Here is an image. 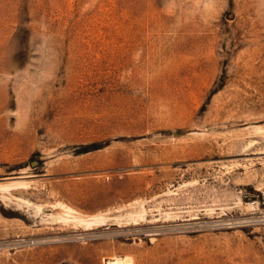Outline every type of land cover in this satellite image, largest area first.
I'll use <instances>...</instances> for the list:
<instances>
[{"label": "rangeland", "instance_id": "rangeland-1", "mask_svg": "<svg viewBox=\"0 0 264 264\" xmlns=\"http://www.w3.org/2000/svg\"><path fill=\"white\" fill-rule=\"evenodd\" d=\"M264 264V0H0V264Z\"/></svg>", "mask_w": 264, "mask_h": 264}, {"label": "bare ground", "instance_id": "bare-ground-1", "mask_svg": "<svg viewBox=\"0 0 264 264\" xmlns=\"http://www.w3.org/2000/svg\"><path fill=\"white\" fill-rule=\"evenodd\" d=\"M110 264H119V261L117 259H114V260L110 261Z\"/></svg>", "mask_w": 264, "mask_h": 264}]
</instances>
